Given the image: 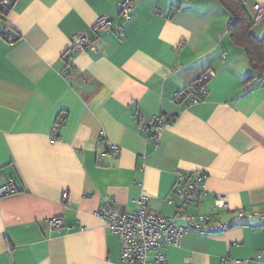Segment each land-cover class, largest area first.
I'll return each instance as SVG.
<instances>
[{
	"label": "crops",
	"instance_id": "obj_1",
	"mask_svg": "<svg viewBox=\"0 0 264 264\" xmlns=\"http://www.w3.org/2000/svg\"><path fill=\"white\" fill-rule=\"evenodd\" d=\"M122 1L14 0L4 12L0 0V33L16 39L0 36V185L19 189L0 197V264H121L120 237L97 210L108 198L132 212L143 195L165 217L235 220L191 227L161 248L163 264H264V227L236 218L264 210V75L247 80L219 0H133L129 21ZM241 1L251 17L264 6ZM101 15L115 19L112 32L93 31ZM77 32L97 50H71ZM253 32L262 37L264 23ZM204 74L203 100H175ZM156 115L169 119L158 144L142 130ZM180 173L207 175L186 210ZM56 217L65 225L52 227Z\"/></svg>",
	"mask_w": 264,
	"mask_h": 264
},
{
	"label": "built area",
	"instance_id": "obj_2",
	"mask_svg": "<svg viewBox=\"0 0 264 264\" xmlns=\"http://www.w3.org/2000/svg\"><path fill=\"white\" fill-rule=\"evenodd\" d=\"M13 1L1 0L2 11L7 12ZM133 12V0H123L120 3V17L123 21H129L133 16ZM255 20L256 22L264 21V6L262 4L256 7ZM115 28V19L106 15L99 16L93 24L95 33L112 32ZM119 28H117V31L119 29L118 34L123 37L124 31L121 27ZM0 36L16 40L7 29L0 33ZM93 44L88 34L77 32L73 35L70 49L75 52L88 48L96 51L97 48ZM65 69L68 71V66ZM209 77V74H204L187 88L177 92L175 100L181 102L189 99V104L199 103L208 93L206 81ZM64 120L65 118L62 117L56 122L54 131L59 129ZM168 122L167 116L156 115L149 120L148 124L142 126V130L150 140L158 144L161 141L162 130ZM55 136L52 142L55 140ZM112 150L118 151V147L116 145L112 146ZM206 179L207 175L205 173L199 175L193 173L179 174L175 193L182 199L185 210L191 203L196 204L206 192ZM18 191L19 189L13 179L0 185V197L15 195ZM64 195L67 196V194ZM137 203L138 208L136 210L123 212L116 210L110 200L105 198L97 210L98 216L102 218L111 231L120 237L121 264H163L166 258L161 248L169 245L180 246L184 234L191 227L202 229L206 225L210 232H219L230 228L235 223L234 219L228 222L214 223L207 214H189L182 209L173 217H165L150 209L147 197L144 195L137 200ZM216 203L218 206L225 205V198L219 195ZM236 218L253 221L255 226L264 227V210L261 212L241 210L237 212ZM50 222L54 228L65 225L61 217L52 218ZM150 253H155L153 260H149Z\"/></svg>",
	"mask_w": 264,
	"mask_h": 264
},
{
	"label": "trees",
	"instance_id": "obj_3",
	"mask_svg": "<svg viewBox=\"0 0 264 264\" xmlns=\"http://www.w3.org/2000/svg\"><path fill=\"white\" fill-rule=\"evenodd\" d=\"M229 14L228 33L231 40L245 51L253 74L247 80L264 75V35L258 37L253 32L256 22L255 15L251 17L241 0H219ZM63 122L60 124V126ZM59 126V128H60Z\"/></svg>",
	"mask_w": 264,
	"mask_h": 264
}]
</instances>
